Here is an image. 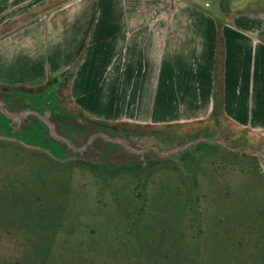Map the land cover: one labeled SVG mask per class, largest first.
I'll return each mask as SVG.
<instances>
[{"label":"rangeland","instance_id":"obj_1","mask_svg":"<svg viewBox=\"0 0 264 264\" xmlns=\"http://www.w3.org/2000/svg\"><path fill=\"white\" fill-rule=\"evenodd\" d=\"M0 108V264H264L262 135L93 121L66 78Z\"/></svg>","mask_w":264,"mask_h":264},{"label":"crops","instance_id":"obj_2","mask_svg":"<svg viewBox=\"0 0 264 264\" xmlns=\"http://www.w3.org/2000/svg\"><path fill=\"white\" fill-rule=\"evenodd\" d=\"M4 8L0 86L31 90L69 75L72 104L93 121L162 128L218 117L264 138V0H6Z\"/></svg>","mask_w":264,"mask_h":264},{"label":"water","instance_id":"obj_3","mask_svg":"<svg viewBox=\"0 0 264 264\" xmlns=\"http://www.w3.org/2000/svg\"><path fill=\"white\" fill-rule=\"evenodd\" d=\"M3 0H0V2ZM212 12L214 14V17L218 18L220 17L219 11H218V3L216 2L213 6ZM0 113H2L5 117L9 119H14L16 116L9 115L3 108H0Z\"/></svg>","mask_w":264,"mask_h":264},{"label":"trees","instance_id":"obj_4","mask_svg":"<svg viewBox=\"0 0 264 264\" xmlns=\"http://www.w3.org/2000/svg\"><path fill=\"white\" fill-rule=\"evenodd\" d=\"M4 1H6V0H3V1H1L0 3H2V2H4ZM70 76L69 75H61L60 77H58V79H53L52 80V82H57L59 79H68ZM51 82V81H50ZM49 84V83H48ZM4 88H6L7 89V87H4ZM220 112V106L216 103L215 105H214V109H213V115H217L218 113Z\"/></svg>","mask_w":264,"mask_h":264},{"label":"built area","instance_id":"obj_5","mask_svg":"<svg viewBox=\"0 0 264 264\" xmlns=\"http://www.w3.org/2000/svg\"><path fill=\"white\" fill-rule=\"evenodd\" d=\"M206 7H209V5H208V4H206Z\"/></svg>","mask_w":264,"mask_h":264}]
</instances>
